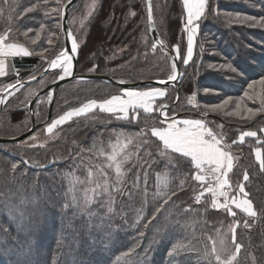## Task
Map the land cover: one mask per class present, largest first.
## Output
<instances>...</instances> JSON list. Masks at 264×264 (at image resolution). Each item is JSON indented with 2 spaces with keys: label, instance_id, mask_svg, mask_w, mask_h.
<instances>
[{
  "label": "trees",
  "instance_id": "obj_1",
  "mask_svg": "<svg viewBox=\"0 0 264 264\" xmlns=\"http://www.w3.org/2000/svg\"><path fill=\"white\" fill-rule=\"evenodd\" d=\"M83 2L79 0L73 7ZM0 4L5 7L0 16V33L11 29L8 41L24 43L34 51L48 40L45 31L50 32L61 18L55 9L64 5L63 0H0ZM153 5L157 28L168 51L157 45L152 50L155 42L149 30L146 0H100L80 30L71 26L70 11V28L79 43L77 72L111 75L124 82L168 80L174 53L180 67L177 86L143 85L134 89L165 88L166 95L157 100L156 106L168 104L169 117L203 118L216 134L223 135L235 157L229 174L233 193L243 184L257 215L247 216L231 208L235 213L232 216L224 209H213L211 197L205 192L208 185L193 178L195 168L190 158L175 153L160 155L163 145L150 132L152 127L163 126V117L157 110L145 113L140 109L136 118L131 113L123 119L97 109L59 128L55 138L46 144L26 145L27 138L0 142V264H208L203 252L206 245L211 248L209 236L218 239L217 231L230 252L237 244L242 246L238 264H264V167L256 156L257 148L264 152V111L247 118L245 106L255 110L261 105L258 98L245 99L240 116L226 115L235 109L245 91L258 95L260 85L253 90L247 85L264 78V26L237 23L228 14L259 20L264 17V0H209L193 56L187 64L183 0H153ZM29 7L32 12L26 11ZM9 9L11 21L7 19ZM34 37L39 38L35 43ZM43 61L36 54L15 58L13 69L20 72V77L11 70L4 81L14 83L39 75L45 69ZM227 64L236 71L221 68ZM57 78L48 71L8 99L0 112V137L20 136L34 123L45 125L90 100L102 101L125 90L98 80L69 81L56 91L49 120L52 101L48 106L38 105V100L49 93L37 99L33 116L29 106L19 108L30 90L36 91L29 98V105ZM205 89L214 94L205 93ZM193 94L195 101L190 103ZM229 97L232 102L223 111L208 109ZM204 111L208 113L206 118ZM120 129L143 131L134 143L139 158L135 155L128 163L126 178L118 190H112V211L109 194H101L85 205L81 188L76 196H71L69 173L82 174L85 169L80 159L85 157L84 149L98 136L105 137L106 131ZM244 131H256L258 135L239 143V134ZM13 164L18 165L15 170ZM145 170L152 177L160 172L161 178L168 175L172 182L161 190L155 203L151 201L153 205L139 223L129 229L125 221L139 205L135 201L142 205V200L131 199L135 179L137 173L142 177ZM245 173L247 181L243 179ZM20 189L26 197L24 203L19 199ZM148 190H153L149 184ZM9 191L16 194L10 201L6 199ZM201 192L204 196L197 201ZM230 226H236L235 240ZM178 243L189 247L170 255Z\"/></svg>",
  "mask_w": 264,
  "mask_h": 264
},
{
  "label": "snow or ice",
  "instance_id": "obj_2",
  "mask_svg": "<svg viewBox=\"0 0 264 264\" xmlns=\"http://www.w3.org/2000/svg\"><path fill=\"white\" fill-rule=\"evenodd\" d=\"M208 0H183V7L186 11V23L185 29L188 33V47L186 53V59L184 63L187 64L193 56V41L194 37L198 31L199 24L198 21L204 16L207 8ZM27 12H32L33 8L29 7ZM147 12L149 20L152 19V2L147 0ZM5 13V7L3 4H0V16H3ZM135 15V13H131ZM229 19L237 23L245 24H260L264 26V17H261L257 20L256 17L246 16L241 14H235L233 17L232 14H228ZM9 21L12 19L11 9H9V15L7 17ZM43 27V26H42ZM11 29L0 33V76L6 74L5 71V59L6 57H19V56H31L34 53L29 51L27 47L18 43H9L8 34ZM54 35V34H53ZM68 38L71 40L70 50H63L59 52L55 59L49 62V69L55 70L60 69L61 74L58 79L63 80L66 77H69L73 74V55L78 51V43L75 36L71 32L67 33ZM35 43V40H33ZM162 46L163 41H158ZM48 44L52 45V38H48ZM156 44L152 45V50L155 51ZM47 51V49H45ZM177 53L179 52V47L176 46ZM71 53V54H70ZM42 55V53H41ZM221 68H228L229 70L235 72L236 69L232 67L231 64L221 65ZM176 64L172 63V74L168 77V80H176ZM166 83V82H165ZM261 86L260 93L251 94L249 91H245L242 97L239 98V101L236 103L235 109L233 111L227 112L226 115L229 116H240L241 115V105L245 99L253 100L259 99L261 107L258 109L243 108L248 116L247 118L251 119L259 112L264 111V78H261L259 81H252L247 85L249 90H253L255 85ZM22 86V85H21ZM9 89H15V85L7 86ZM205 93L209 92V89L204 90ZM11 94V93H9ZM166 95L165 88L154 87L148 90H134V89H125L120 95H113L109 99H104L102 101H97L95 99L84 103L80 107L72 108L64 114L60 115L57 119L53 120L49 125H47L46 131L48 133H53V130L57 127L73 120L75 117L87 114L93 111L96 108H99L103 112L120 114L119 118L128 119L130 116V111L133 115V118H136L139 115V110L142 109L145 113H152L154 109L155 101L158 97H164ZM232 97L225 99L221 104L211 106L212 112L223 111L227 106L232 102ZM195 101V94L190 103ZM5 103V100L0 98V104ZM167 105H160V113L163 117L161 123L163 126L152 127L150 129L151 135L158 138L159 142L162 143L163 149L160 152L161 156H168L170 153L179 154L181 157L190 158L191 164L195 168L194 180L199 182L201 185L208 183V187L205 189V192L210 193L212 196L211 207L213 209H224L232 216H235V213L232 212L230 205H235L236 208L241 209L243 212L247 213L249 216H256L257 213L254 210L252 201L250 199H237L232 197L229 199L228 194L225 193L222 189L229 184L227 179L228 173L233 169V155L225 150L224 137L222 134L217 135L212 131L211 128L207 126L204 119H173L168 116ZM264 131V130H262ZM138 133L136 135H142ZM258 133L256 131H244L239 134L238 142L243 143L245 137H257ZM35 139V137H32ZM131 137L128 138L127 143H122L117 141L112 147V152L108 155L107 159L111 162L109 167L115 166L117 177L123 175L122 165L130 159V155L125 153L124 150L128 147V143L131 142ZM237 141H233L236 143ZM256 156L259 160V163L264 167V159H261V149H256ZM18 165L13 164L12 168L15 170ZM243 179L248 180V175L245 173ZM107 183V182H106ZM21 196L19 197L20 202L24 203L26 197L23 194V190H19ZM239 192L247 197V192L243 184L239 187ZM146 194V193H145ZM174 194V193H173ZM16 194L9 191L8 199L11 200ZM204 196V192H201L197 196V201ZM220 197H224V202L220 201ZM171 199V197H169ZM165 203L168 201L165 200ZM158 211V210H157ZM237 221V226H238ZM233 233V240H235V231L236 226H230L229 229ZM218 239H214L209 236L207 239L211 241V248L208 249L207 245L203 252V257L208 261V264H238V254L241 251V245L237 244L234 251H229L225 245L224 238L217 231ZM189 247L183 243L176 244L171 250L170 255L183 251ZM211 257V259H209ZM254 259V258H253Z\"/></svg>",
  "mask_w": 264,
  "mask_h": 264
},
{
  "label": "rangeland",
  "instance_id": "obj_3",
  "mask_svg": "<svg viewBox=\"0 0 264 264\" xmlns=\"http://www.w3.org/2000/svg\"><path fill=\"white\" fill-rule=\"evenodd\" d=\"M99 1L100 0H84V2L79 7H73L71 9V11H73L72 15H71V19H70L71 26L72 27L76 26L78 28V30H80L82 27H84L86 25L87 21L89 20V18H91V16L93 15L95 10L97 9V7L99 5ZM65 3L63 0L64 5H65ZM208 3H209V0L207 2V6H208ZM64 5L61 8L55 9V13H59L60 14L59 16H61ZM206 11H207V8H206ZM205 14H206V12H205ZM59 16H58V18H59ZM204 16L202 18H204ZM58 18H56V19H58ZM184 18H185V23H186V11H185ZM202 18L198 21L199 28H198V31H197L195 37H194V41H193V53H194L195 45L197 43V39L199 37L200 27H201V24L203 23ZM60 19H59V21H57L53 24V28H51L50 32H49V29H47L45 31L49 34V37L52 38V45H49L48 40H45L46 43L41 44L40 48L37 51H34L29 47V45H26L24 43L11 42V41H7V42L18 43V44L24 45L25 47H27L29 49V51L33 52L36 55H40V57L44 60L43 65H45V67H47L49 65V62L51 60L55 59L56 56L59 54V52L63 51L64 47H65L64 36H63L62 30H61ZM185 23H184V25H185ZM26 32L27 31H25L24 33H26ZM186 33H187V30H186ZM48 34H46L47 37H48ZM72 34H73V31H72ZM73 36H75V35L73 34ZM38 39H39L38 37H34V39H32V40L37 41ZM187 42H188V33H187ZM78 45H79V43H78ZM45 49H47V51H45ZM41 53H42V55H41ZM78 53H79V47H78L77 55H78ZM164 54H166V53H164ZM177 55H178V53H177ZM18 58H22V57H18ZM157 61H159V60H157ZM172 63H173V59H172ZM13 71H14L15 75H17V73L20 74V72L16 69H14ZM51 72H54V76L58 75V77L61 74L60 69L51 70ZM9 73L6 76H8ZM6 76L0 77V98H1L2 93L8 88L7 86L13 85L16 83V82H14V83L5 82L4 78ZM30 91H31V92H29L30 95L26 96V98L24 100H22V102L19 104V108L24 110L29 106L28 100L31 97V95L35 93L36 90H30ZM207 93L214 94V91H209ZM15 94H13L11 96H14ZM51 101H52V95L49 93L45 97H43V98L41 97L38 100V105L39 106H48ZM165 105L168 106V104H166V103H165ZM154 109L157 110L159 112V114L161 115L160 106H155ZM208 109L210 110L211 107H209ZM167 110H168V108H167ZM93 111H95V110H93ZM203 113H205L206 115L208 114L207 111H204ZM58 117H56L55 119H57ZM75 118H77V117H75ZM197 119H203V118H197ZM69 122H67V123H69ZM50 123L43 125L39 129L38 132H36L35 134H33L29 138H27V141L25 142V144L26 145L46 144L49 142V140L55 138V136L57 134V130L59 128H61L65 124H67V123H65V124L57 127L56 129L53 130V133H48L46 131V128H47V125H49ZM102 133H104V132L102 131L101 134ZM136 134H138V133H135V132H132L131 130H126V129L114 130L112 132L106 131L105 137L98 136L94 142L89 144L90 146L88 145V147H86V149H84V151H83L85 153L84 159H80V162L83 165L82 167H83V169H85V171L82 174H78L76 172H72V173L70 172L69 173L70 192L72 194V195L71 194L70 195L73 197L76 196L77 189L81 188V193L83 195V200L85 202V205H88L89 203L94 201L101 194H109V196H110V201H109L110 202V208L109 209H111V211H112L114 209L113 207H114V203H115V195H114L115 193H113L112 190L115 191V190H118L120 188L122 182L126 178L128 163L133 161L132 159L135 157V155L136 156L139 155V151H137V152L134 151V148H135L134 143L136 140H138V138H140V135H136ZM32 137H35V139H32ZM129 137H131L132 139H131V142L128 143V147L124 150V152L130 155V159H128L127 162H125L122 165L123 175L118 178L116 170H115V166L113 165V166L109 167V164L111 162L107 159V157H108V155L111 154L112 147H113V145H115L117 143L118 140L121 141L122 143H127ZM136 147H138V146H136ZM137 158H139V156ZM139 161H141V159H139L138 162ZM146 170H145L144 175L142 177L139 175L140 173H137V176L135 179L136 183H134L135 184L134 195L131 199L136 200V198H138V200H142V202H141L142 205H140V203L138 201H135L136 203L134 202L135 205L136 204H139V205H137L136 208L133 211H131L128 218H126L125 226L128 227L129 229L134 228L137 225V223H139V221L142 219V217L147 213L149 206L153 205V203L150 204L151 201L154 200V203H155L156 199L158 200L159 197H161V190L164 187H168V185L172 182V177H170L168 175L162 176V178H161V172H160L158 174H155L154 177H152L151 174L149 172H147ZM161 179H162V183H161ZM141 181H143L142 182L143 184H141ZM149 181H153V183L150 184V183H148ZM148 184L150 185V188H153L154 191L148 190ZM140 186L141 187L144 186V191H142L143 187H142V189H140ZM233 189L234 188L232 187V193L231 194H233ZM149 194H151V195H149ZM207 195H209V193H207ZM151 198H152V200H151Z\"/></svg>",
  "mask_w": 264,
  "mask_h": 264
},
{
  "label": "water",
  "instance_id": "obj_4",
  "mask_svg": "<svg viewBox=\"0 0 264 264\" xmlns=\"http://www.w3.org/2000/svg\"><path fill=\"white\" fill-rule=\"evenodd\" d=\"M78 1L79 0H68L65 3L63 11H62L61 30H62V33L64 36V45H65L64 50H66V49L70 50V47H71V40L67 36L68 32H71V34H72V30H71L70 24H69V14H70V11L73 8V6ZM146 2H147V0H146ZM151 2H152V19H151V21L149 20V17H148L149 30H150L151 37L157 46L161 47L165 51H168V48L164 42H163L162 46L158 43V41H162V39L160 37L159 31L157 28V24H156L153 0H151ZM171 56H172L173 62H175V64H176V73H177V79L176 80H174V81H172V80H149V81H139V82H124V81L117 80L116 78H114L111 75H106V74H79L77 72L78 55L76 53V55H74V57H73V74L69 77H66L63 80H60L57 78L52 84H50L47 88H45L42 92H40L35 98H33L30 102V105H29L30 113L33 116L34 105H35L37 99L45 93H50L52 95V102H51L52 104H51V108H50L49 116H48V120H49L52 116V106H53V101H54L56 91L62 85H64L65 83H67L69 81L98 80V81H104V82L111 83L113 85L122 87L124 89H130V88L143 86V85H159V86L175 85V86H177L178 79L180 77V67H179V62H178L176 55L174 53H171ZM51 70L52 69H49V65H48L47 67H45V69L39 75H37L33 78H29L26 80L16 82L15 84H13V85H15V89L7 88L1 95V98L5 100V103L0 104V112L3 109L4 105L6 104V102L8 101V99L10 98L11 95L17 93L22 88H24V87H26V86L34 83V82H37L48 71H51ZM9 93H11V94H9ZM42 125H44V123H39V124L34 123L32 125V127L27 132L23 133L22 135L17 136V137H13V138L0 137V142H16V141L24 140V139L28 138L30 135H32Z\"/></svg>",
  "mask_w": 264,
  "mask_h": 264
},
{
  "label": "crops",
  "instance_id": "obj_5",
  "mask_svg": "<svg viewBox=\"0 0 264 264\" xmlns=\"http://www.w3.org/2000/svg\"><path fill=\"white\" fill-rule=\"evenodd\" d=\"M19 57H27V56H19ZM15 58H18V57H12V56H9V57H6V58H4L5 59V71H6V74L4 75V76H6L9 72H11V70H12V72H13V68H14V59ZM0 77H3V76H0ZM130 89H134V88H130ZM134 90H139V89H134ZM146 90H148V89H146ZM141 91H143V90H141ZM123 92V91H122ZM167 92V91H166ZM122 94V93H121ZM118 95H120V94H118ZM160 98H163V97H158L157 99H156V101H155V104H154V108H155V106L157 105V100L158 99H160ZM168 108V107H167ZM96 109H99V108H96ZM96 109H94V110H96ZM100 110V109H99ZM167 110V109H166ZM168 111V110H167ZM111 114H114V113H111ZM114 115H116L117 117H120V114H114ZM130 115H131V111H130ZM130 117V116H129ZM170 118H173V119H197V118H191V117H180V116H174V117H170ZM205 120V119H204ZM205 123L207 124V122L205 121ZM208 126V125H207ZM209 127V126H208ZM210 128V127H209ZM213 131V130H212ZM214 132V131H213ZM215 133V132H214ZM218 135V134H217ZM246 138V137H245ZM225 150L226 151H229L232 155H233V153L227 148V147H225ZM233 167H234V164H235V157H234V155H233ZM260 158L261 159H264V152H263V150L261 149V156H260ZM229 174H230V172L228 173V176H227V179H228V181H229V184L228 185H230L231 187H233V185L231 184V182H230V180H229ZM228 185H226V186H228ZM223 190V189H222ZM209 196L211 197V200H212V196H211V194L209 193ZM229 197V199H231L232 197H236L237 199H248L247 197H244L239 191H237L236 193H233V194H231V195H229L228 196ZM220 199V201L221 202H224V200H223V198L222 197H220L219 198ZM230 207L231 208H235V209H238V208H236L235 207V205H230ZM238 210H241V209H238ZM242 211V210H241ZM243 212V211H242ZM245 213V212H244ZM247 216H249L247 213H245Z\"/></svg>",
  "mask_w": 264,
  "mask_h": 264
},
{
  "label": "built area",
  "instance_id": "obj_6",
  "mask_svg": "<svg viewBox=\"0 0 264 264\" xmlns=\"http://www.w3.org/2000/svg\"><path fill=\"white\" fill-rule=\"evenodd\" d=\"M17 76L18 77H20V74L19 73H17ZM20 81V79H18V81L17 82H19ZM206 114H205V118H206ZM224 143H225V147H227L228 148V146H229V143H227L226 141H225V138H224ZM205 184H207L208 185V183L206 182ZM223 191L225 192V193H227L228 194V196L229 195H231V193H232V187L230 186V185H228V186H225L224 188H223ZM223 199H224V197H223Z\"/></svg>",
  "mask_w": 264,
  "mask_h": 264
},
{
  "label": "bare ground",
  "instance_id": "obj_7",
  "mask_svg": "<svg viewBox=\"0 0 264 264\" xmlns=\"http://www.w3.org/2000/svg\"><path fill=\"white\" fill-rule=\"evenodd\" d=\"M71 54V53H70ZM71 55H73V57H74V55H76V54H71Z\"/></svg>",
  "mask_w": 264,
  "mask_h": 264
}]
</instances>
